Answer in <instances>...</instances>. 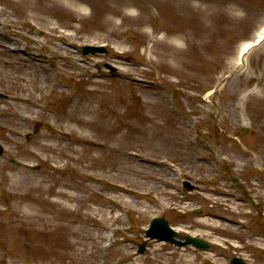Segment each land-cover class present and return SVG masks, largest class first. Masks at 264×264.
<instances>
[{"label": "rangeland", "instance_id": "rangeland-1", "mask_svg": "<svg viewBox=\"0 0 264 264\" xmlns=\"http://www.w3.org/2000/svg\"><path fill=\"white\" fill-rule=\"evenodd\" d=\"M6 1L0 0L4 13L0 18L15 29L3 31L17 30L16 46L35 50L51 87L43 98L36 96L38 107L32 109L21 134H9L14 128L11 113L23 112L29 105H17L10 98L26 94L31 73L15 63L14 54L0 48V163L8 167L0 168V264H119L127 253L133 264H227L233 257L264 264V42L235 74L242 44L254 41L264 26V0H215L203 21L202 36L193 34L180 43L171 36L165 39V45L180 51V58L161 44L151 53L152 34H143L147 27L134 26L121 37L109 36L102 28L107 20L102 14L94 23L85 19L90 9L84 15L35 13L30 23H15L21 10L17 3L9 0V6ZM157 6L148 5V11L160 41L164 33ZM67 13L71 28L60 30L73 39L63 46L49 40V24L65 22ZM4 43L1 36L0 44ZM101 45L106 54L81 55L84 46ZM58 46L66 49V56ZM107 64L116 68V76L105 68ZM77 106L102 112V127L77 128L62 121L73 116ZM99 113L84 117L95 121ZM96 135H102L104 140L98 142H106L111 150L107 157L99 151L93 155L112 162L115 170H88L103 181L86 183L89 190H69L83 200L68 203L45 195L50 201L45 206L19 200L37 195L29 189L36 183L47 187L51 180L81 181L75 179L81 168L70 170L73 165L66 158L41 150L40 144H58L61 149L74 137L90 141ZM87 143L72 144L77 153L68 149L59 153L76 159L87 150ZM189 158L200 168L189 165ZM161 162L170 165L168 171L176 179L170 188L176 195L165 210L156 206L160 196L152 190L151 178L142 175L148 166L156 168ZM25 164L40 166L28 170ZM64 164L68 169L56 168ZM128 171L141 175L133 177ZM158 175L155 170L152 177ZM186 180L192 191L182 187ZM121 185L136 194L117 192ZM107 204L120 208L111 215L119 217L104 225L99 211L106 212ZM215 215L232 221H219ZM153 218L166 220L181 235L206 241L212 249L177 248L147 238L145 230ZM103 225V235L116 229L117 243L109 249L106 236L96 245L90 235ZM140 246H144L141 254Z\"/></svg>", "mask_w": 264, "mask_h": 264}, {"label": "bare ground", "instance_id": "bare-ground-1", "mask_svg": "<svg viewBox=\"0 0 264 264\" xmlns=\"http://www.w3.org/2000/svg\"><path fill=\"white\" fill-rule=\"evenodd\" d=\"M17 3V7L21 10L18 13V18L16 21H13L15 23L22 22V24L30 23L31 20H33V14L38 15H44L46 17H55L57 14L61 13V11H69V12H76L81 15H84L85 12L90 9V15L87 16L85 19L90 22L94 23L97 17L101 14L107 19L103 21V26L105 30H108L107 34L109 36H115V37H121L124 35L128 30H131L132 27L137 26L138 27H147L146 31H143V34L148 35L152 34V46L150 47V52L155 51L157 48H159V45L161 44L162 49H167L168 51L173 55V57L180 58V51L178 49L171 48L172 45H165L164 42L167 36L174 37L175 40L180 43V40H183L185 38L191 37L193 34L196 36H202L204 31L206 30L205 25L203 24V21L206 20L209 15L210 10L215 7V0H10ZM140 1H143L140 2ZM9 6H12V3L9 2V0L6 1ZM145 3V4H144ZM148 5L157 6L159 7V24L161 27V32H163V36L161 37L160 41L154 36V25L152 24L150 13L148 11ZM164 10L165 14L162 16L161 11ZM136 12V14H135ZM0 15H4L3 12L0 11ZM166 15V16H165ZM64 16V15H63ZM70 14H66L64 17L65 22H56L55 24H49V40L53 39L56 40V42H61L60 44L63 46L70 45L71 39H73L72 35H69L65 33L64 31H61V27H68L71 28V25L66 22L70 20ZM162 16V17H161ZM119 19V23H116L114 20ZM163 19V20H162ZM15 29V27H11L9 24L8 19H1L0 18V37L4 36L6 39V43L2 46L4 50L6 49L8 52L15 55V58L13 60L15 63L20 66L22 69H27V72H30V77L27 76L26 86H28L27 92L24 96H14L10 98V100L17 104V105H27L26 109L24 111L20 112H14L11 113V120L12 125L14 128L9 129L8 132L12 136L15 134H21L22 132V125L25 124V121L28 120V118L34 114L33 110L34 107H38L37 104H35V98L41 97L43 98L46 94V91L51 87L50 84H48V71L46 72V67L43 64L42 59L37 55L35 50L30 49L29 47L24 46H16L18 44L19 37L17 35L18 31H13L14 33H10L9 31L11 29ZM123 28H126L127 30H123ZM3 30H9L8 32H4ZM100 30V29H98ZM132 31V30H131ZM166 33V34H165ZM264 35V27L261 29V31L258 32L256 41ZM159 41V42H158ZM254 41V42H256ZM254 42H245L241 46V50L239 53V56L245 55L246 50L248 48L252 47L254 45ZM264 42V41H263ZM158 43V44H157ZM45 45V44H44ZM60 45V46H61ZM58 46V51L63 52L62 55L66 56V49ZM260 46V45H259ZM255 49H252L248 51L247 55L245 57V63H247L248 56L252 51ZM4 65H8L4 63ZM246 66V65H245ZM245 66H241L240 62L237 64V69H243ZM29 89V90H28ZM37 96V97H36ZM35 112V111H34ZM92 113H99L98 111L93 112L89 108L85 106L76 107L74 110L73 116H68L67 118L62 119V121H66L69 123L74 124L77 128H101L103 122L100 120L102 112L98 114L99 119L93 121L89 120L84 117L86 114H92ZM27 116H26V115ZM25 117H27L25 119ZM59 134V133H57ZM12 139V138H11ZM104 140L102 135H96V138L94 140H84L80 138H73L72 140H68V144L64 147L59 148L58 144H40L39 148L44 151L51 152L53 156L58 155L59 157L66 158L69 161V164L73 165L70 170L77 169L78 167L81 168L83 171L80 172L76 177L79 178L81 181L80 183L73 182H63V180H51V183L49 186L45 187L41 183H36L35 185H30L29 189L33 192H37V195L33 196V193L27 195L26 198L21 197L19 200H27L31 201L32 203H37L41 205H48L50 204V201L46 198H44L45 195L48 196H55L58 199H62L65 202H77L83 200V198H80L77 195H74L69 190L78 187L85 190H89V185L86 183H99L102 182L103 179L100 177H97L93 174H89L87 171L89 170H107V171H114V165H112V162H106L101 161L100 157L93 155V151H99L103 152L104 156L107 157L106 151L111 150L108 147V144L106 142H98V140ZM13 140V139H12ZM14 141V140H13ZM87 143L89 146L87 150L82 151V155L76 159L72 155L69 154L65 155L64 153H59L62 149H68L72 154L77 153V150L72 146V144H79V143ZM103 155V154H102ZM102 157V156H101ZM190 160V158H189ZM188 160L189 165L194 164L195 168H200L195 163H192ZM140 162L143 160L140 159ZM147 162V160H144ZM59 163V162H58ZM150 163V162H148ZM152 163V162H151ZM58 165V164H57ZM40 164H25L23 167L28 170H37L39 168ZM149 170L147 173H142L144 178L147 179V177L151 178L152 180V190L157 192L159 194L160 198L155 199L156 206L161 209L165 210L170 204V198L171 196H175L176 194L174 191H170V188L173 185V182L176 180L174 177L171 176V173L168 171L169 167L164 163L161 162L156 165V168H152L151 165L148 166ZM0 168L6 169L8 168L6 164L0 163ZM58 169H68L67 165L64 164L61 167L56 166ZM70 168V167H69ZM156 170L157 173H159L158 176L152 177L154 171ZM130 172L133 177H139L141 174L135 171H128ZM161 185L162 187L158 186ZM117 192H121L127 196H130L132 194H136L135 191L130 189L127 186H117L115 189ZM225 194V193H222ZM18 196V195H17ZM119 198V197H118ZM113 202L115 199H109ZM117 202V201H116ZM66 207V206H65ZM114 208H118L117 205L107 204L106 212L99 211V215L101 216V222L107 224L108 222H116L118 220V217L116 215H113ZM241 215V214H240ZM111 216V217H110ZM215 219H218L219 221H228L231 223L230 219L224 216H217L215 215ZM99 226L98 229L94 231H90V235H92L97 244H101L102 236H106V241H108V234L107 231L105 235L101 232L102 229H105V226ZM210 226L213 224L210 223ZM109 229V228H108ZM176 231L178 228L175 229ZM116 245L114 242L113 247ZM89 252H93L91 249ZM132 256L127 253L124 254V257L119 261V264H133L134 261H131ZM128 262V263H127Z\"/></svg>", "mask_w": 264, "mask_h": 264}, {"label": "water", "instance_id": "water-1", "mask_svg": "<svg viewBox=\"0 0 264 264\" xmlns=\"http://www.w3.org/2000/svg\"><path fill=\"white\" fill-rule=\"evenodd\" d=\"M104 52L102 48H86L84 53H101ZM113 73H115L114 69L109 67ZM1 151V150H0ZM150 229L147 231V236L151 237L152 239H157L159 241H165L169 244H172L177 247H185L191 245L197 248L200 251H207L210 250L211 246L199 239L189 237V236H182L175 231H173L168 223L164 220L154 219L150 221ZM183 240V241H181ZM232 264H244L242 259H234Z\"/></svg>", "mask_w": 264, "mask_h": 264}]
</instances>
